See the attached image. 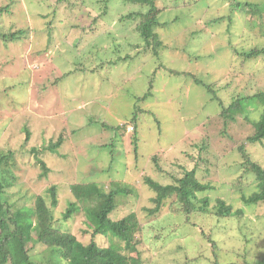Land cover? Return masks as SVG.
<instances>
[{"label": "rangeland", "instance_id": "374dc122", "mask_svg": "<svg viewBox=\"0 0 264 264\" xmlns=\"http://www.w3.org/2000/svg\"><path fill=\"white\" fill-rule=\"evenodd\" d=\"M196 1L157 0V17L164 25L155 30L159 42L152 52L139 41L133 27L118 21L121 13L138 8L135 4L110 0L106 5L108 13L103 17L99 0H0V7L8 6L7 11H0V30H23L8 41L0 39V147L5 140L13 143L17 137H25L21 128L34 122V115L42 134L34 133V127L32 131L29 126V143L40 144L43 134L54 137L62 133L68 144L60 150L69 155L47 156L45 161L52 178L42 182L36 175H24L25 161L30 167L28 161L32 157L17 158L16 166H12L16 184L5 191L10 201L23 196L20 204H32L34 191L26 183L32 185L35 181L42 194L55 183L59 203L54 216L59 218L67 200L72 198L69 183L99 181L108 190L111 182L122 181L132 186L136 195L127 196L129 203L121 196L119 202L126 203L127 210L133 207V211L141 212L143 205H151L152 196L144 177L162 183L169 179L159 172H177L180 166L190 169L195 159L186 157L189 152L208 159V173L199 171L198 176L211 185L204 192L211 197L210 207L216 198H221L231 203L233 209L244 212L240 217L219 220L215 216L193 217L191 222L196 226L189 229L183 225V217L178 219L169 213L172 199L164 200L159 212L143 220L150 225H163L160 238H152L150 231L151 236L143 241L148 250L143 249L142 253L149 259L145 264H212L208 248L212 244L206 241L207 236H200L201 231L210 233L211 240L221 247V262L238 259L242 253L250 263L255 260L256 264H264V206L246 205L232 184L241 172L239 137L250 131L242 129L248 128L247 124L239 123V133L237 123H230L227 130L238 134L233 139L219 136L223 122L218 102L195 79L206 81L226 104L232 93L250 94L264 89V54L246 60L247 67L239 66L241 60L231 48L264 46L259 13L248 15L238 7V3L255 4L262 14L264 0ZM53 8L58 9L57 17L48 15ZM261 21L264 28V17ZM35 27L45 30L34 32ZM49 36L53 38L50 43ZM116 40L122 43L120 47L131 41L130 49L118 51L121 55L129 49L131 58L107 64L116 56ZM44 47L48 48L40 52ZM142 49L143 53L134 55ZM73 52L79 55L75 57ZM73 59H78L76 66L85 70L78 71L72 65ZM233 60L237 64L235 70L231 68ZM63 71L67 74L59 84L51 87L53 84L48 82L49 89L42 88L50 72L54 77ZM20 80L22 85L12 86V82ZM136 96L149 112L138 113L134 128L129 118ZM121 123H125L123 128L114 129ZM204 138L208 139L210 155L194 145ZM246 148L253 160L264 165V144H248ZM152 157L161 163L160 170ZM203 165L206 167L204 161L200 168ZM243 183L247 194L254 182L249 178ZM82 221L81 214H74L64 226L86 243L88 236L83 232Z\"/></svg>", "mask_w": 264, "mask_h": 264}, {"label": "trees", "instance_id": "16d2710c", "mask_svg": "<svg viewBox=\"0 0 264 264\" xmlns=\"http://www.w3.org/2000/svg\"><path fill=\"white\" fill-rule=\"evenodd\" d=\"M99 1L101 4L98 6L99 10L102 7L101 16L106 17L108 13L106 5L110 0ZM120 1L126 4H135L138 8L121 13L118 21L121 24H127L130 28L133 27L139 41L143 42V45L146 43L149 49L155 52L157 50L155 45L159 42L157 41L155 30L164 25L157 17L159 12L157 0ZM94 5L96 4L94 3ZM238 7H242L248 15L259 13L257 15L258 19L264 17V13L261 14L262 11L258 9V5L247 2L246 4L238 3ZM1 9L7 11L8 6L0 7V11ZM57 10L53 8L48 15L51 14L53 17H57ZM261 18L258 22L260 24L259 33L264 36ZM217 19L214 21H217ZM63 28L66 29L67 25H64ZM39 30L42 32L45 28H34V32H39ZM10 31L0 30V39L8 41L10 36L13 37L23 30L19 29L13 33ZM52 40L53 38L49 36L47 42L50 43ZM115 42L116 56L112 60L107 61V64H117L119 60L127 61L131 58L129 53V49L132 47L130 46L131 41L121 47V42L118 43L117 40ZM124 47L129 49L119 55L118 51ZM47 48H42L41 50L43 51L40 52H45ZM231 48L234 55L241 60L239 66L247 67L248 64H245L246 60L254 59L264 54V46H253L248 50H240L235 45H232ZM143 50L135 52L134 55L138 52L143 53ZM74 55L77 57L79 54L74 53ZM73 62L72 65L78 71L85 70L76 66L78 59ZM231 64L232 70H235L237 65L235 61L233 60ZM247 71L244 70V73ZM65 72L63 71V74L55 75L54 77H52L50 72L42 88L48 90V82L50 86L53 84L51 87H55L60 83L61 78L67 74ZM254 74L257 75L255 72ZM245 77L247 78V76ZM195 79L198 84L204 86L208 93L212 94V100L218 102L220 108L218 114L223 122V129L218 132L219 136L233 139V136L238 133L229 132L227 130L229 124L237 123L239 133H241L239 123L242 125L243 123L247 124L248 128L244 129L242 126V129H249L250 132L247 135L241 134L239 137L241 143L237 146V151L242 158L241 172L235 183L232 184L237 187L236 190L239 191L240 198L246 205H253L256 208L264 206V165L253 160L246 148L248 144H264V89H258L250 94L246 92L243 94L239 92L232 93L230 102L226 104L216 96L217 92L212 90L206 81L198 77ZM12 83H14L12 86L15 87L23 84L22 80ZM145 97L147 96L144 95ZM133 99L134 110L129 121L136 128L138 113L146 114L149 110H144L141 105L142 99L139 96ZM258 107H260V110ZM257 112L258 115L256 116ZM33 120L34 122H29L28 126L21 128L25 130V137H17V140L13 143L5 140L4 146L0 147V264H145L149 262V259L142 253L143 249L148 250L143 241L151 236L150 231L153 233L152 238H160V228L163 225L158 223L150 225L149 223H144L143 220L145 217L159 212L163 206L162 204L165 203L164 200L172 199L168 204L169 213L178 219L183 217L182 223L189 229L196 226V223L191 222L193 217L215 216L219 220L222 218L240 217L244 212L239 208L233 209L231 203H226L221 198H216L215 204L210 207L211 197L204 192L211 188V185L202 181L201 177L198 176L199 171L204 174L208 173V159L201 155H198L197 158L196 154L189 152L185 153L186 157L195 159V163L190 169L180 166L181 170L177 172L172 169L159 172L166 174L169 179L162 183L153 178L144 177V183L152 191V196L149 198L151 205H143L141 212L133 211V207L127 210V204L119 202L118 198L121 196L126 197L129 203L127 196L131 193L136 195L134 188L122 181H114V184L111 182L108 190L105 189V184L99 181L69 183V192L72 198L67 200L66 208L61 212L59 218L54 216V209L59 203L58 186L55 183L46 187L45 194L38 191L35 181H33L32 185L26 183L34 191L32 204H20L19 201L23 196H18L17 200L10 201V198L6 197L5 191L16 184V175L13 173L12 166H16L17 158L32 157L28 161L31 164L30 167L25 161L24 175H36V179L42 182L44 178H52V172L45 161L47 156H52L53 158L62 156L67 158L69 156L60 150L62 145L66 147V144H68L62 133L55 134L54 137L43 134L40 144L31 145L29 143L31 133L29 126L32 127V131L34 127V133L39 131L42 134V129L36 125V120H39L34 115ZM15 126L20 128L16 122ZM124 126L125 123L116 124L114 129L120 130ZM206 141L208 139L204 138L194 145L198 151H208L207 155H210L209 144ZM134 149L135 157H137L136 147ZM152 159L156 163L155 157H152ZM203 161L206 163V167L203 165L200 168ZM160 164H155L159 170ZM36 168H39V170L37 171ZM249 178L254 182V187L246 194L244 190L247 186L244 187L242 185H245L243 182ZM74 214H81L83 218L82 222L85 227L83 232L88 236L86 243L82 242L75 231L64 226V223ZM261 216L264 219V211ZM156 228L157 231L155 232ZM200 236L204 238L207 236L205 238L206 241L208 240L212 244L208 247L212 264L214 263L213 259L215 264H256L255 260L250 263L249 259L245 257L246 255L242 253L239 254L238 259L226 263L221 262V257L218 255L221 247H217V244L211 240L210 233L206 234L205 231H201Z\"/></svg>", "mask_w": 264, "mask_h": 264}]
</instances>
